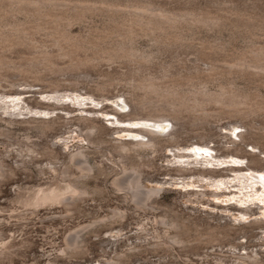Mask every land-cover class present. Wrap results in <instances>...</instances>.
<instances>
[{
    "label": "rangeland",
    "instance_id": "obj_1",
    "mask_svg": "<svg viewBox=\"0 0 264 264\" xmlns=\"http://www.w3.org/2000/svg\"><path fill=\"white\" fill-rule=\"evenodd\" d=\"M41 1H48L41 13H32L16 11L14 0H0V29L17 33L19 40L12 44L0 38V160L6 167L0 178V264H107L110 259L118 264H250L238 258L244 253L261 257L263 263L264 227L248 225L264 222V153L259 151H264V71L243 73L234 64L245 56L246 60L257 56L264 64V0ZM139 8L179 16L158 24L150 21L151 15L136 17L133 12ZM15 26L24 30L10 31ZM56 28L73 46L56 43ZM70 46L77 48L61 56ZM44 53L51 66L33 63ZM109 53L115 54L109 58ZM72 57L87 61L71 65ZM145 80L166 85L168 81L176 90L173 99L232 90L243 101L236 105L242 108L238 112L208 105L203 120H195L194 112L186 110L177 125L150 121L131 126L153 127L160 135L178 137L175 145L163 143L158 151H141L143 160L151 163L142 166L143 184L160 188L154 204L158 209L149 210L135 206L110 183L120 168L112 145L135 133L116 130L127 126L117 116L127 119L129 113L140 112L136 102L144 91L137 85ZM160 108L142 111L168 113ZM56 115L62 121L47 134L27 122L30 117L47 120ZM80 116L94 118L103 127L100 137L105 142L87 143L78 125ZM4 130L7 136L1 134ZM26 136L29 142L55 148L59 158L31 157L23 145ZM78 148H84L90 163L102 170L94 169L87 178L89 196L71 213L58 202L25 206L24 196L39 186H60L57 168ZM180 154L188 156L178 158ZM253 155L262 158V167L251 166ZM182 162L205 172L181 176L174 169ZM113 208L124 218L91 225ZM162 209L184 222L185 240L205 236L204 226H195L199 219L243 226L244 231L231 232L233 244L227 240L222 248L207 244L193 254L168 243L174 231L158 222ZM77 230L81 244L69 249L67 239ZM156 243L162 247L156 248Z\"/></svg>",
    "mask_w": 264,
    "mask_h": 264
},
{
    "label": "bare ground",
    "instance_id": "obj_2",
    "mask_svg": "<svg viewBox=\"0 0 264 264\" xmlns=\"http://www.w3.org/2000/svg\"><path fill=\"white\" fill-rule=\"evenodd\" d=\"M47 2L41 1V0H14V3L16 4L15 5L16 11H18V12L19 11H27V12H32V13H34V12L41 13V10L44 8V6L46 5ZM53 2H52V4H53ZM80 7H81V5H80ZM152 8L154 9V7H152ZM115 9H117V8H115ZM153 9H151V8H142V9L139 8V9L134 10L133 13L136 17H138L139 19H142V20H143V16L149 15V17H150V15H151V17H153L155 20L154 19H151V20L149 19V20L151 22L158 23V24L163 23V22H170L172 20H175L177 18V16H179V15L173 16L169 13L162 12V11L160 12V10L158 11L156 9L155 10H153ZM186 18H187V16H186ZM149 20H148V22L150 23ZM38 26H39V24H38ZM30 27H33V26H30ZM22 30H24V28H20L19 26H15L13 28L11 27V29H10V31H12V32L13 31L20 32ZM35 30H36V28H35ZM16 34L14 32L11 34L10 32H5V30L0 29V38L1 39L4 38L3 40L8 39L7 41L17 42L19 40H16V38H17ZM53 34H54V37L56 39V43L59 46H61V47L63 46V45H61L62 42L65 44H66V42H69V43L71 42L70 44H71V46H73L74 43L72 44V41H70V38L67 37L68 35L66 36V34H64V31L62 29H57V28L54 29ZM19 35H24V34L19 33ZM19 38H20V36H19ZM74 47H75V45H74ZM74 47H71V49L62 51L60 53L61 56H63V55L69 56L70 52H72L74 49L77 48V47L76 48H74ZM118 51H120V50H118ZM114 54L109 53L108 54L109 56L108 55L107 56L109 58H111L114 56ZM122 55H124V54H122ZM36 57H38V56H36ZM36 57L33 59V63L44 61L45 64H47V65L50 64L49 66H51L53 63L50 60V57L47 53H44L42 56L40 55V57H38V58H36ZM241 59H239V62L236 61V62H238L237 64L235 62H234L235 64L233 63L235 66L238 65L239 70L241 72H243V73L247 72V73L251 74V73L258 72V71H264V64L261 63L260 58H257V56L254 59H250V60H246V56H245V59L244 58H243V60H241ZM84 60L87 61V58ZM84 60L76 59V58L72 57V58H70L69 64L78 65L80 62L83 63ZM0 61H1V58H0ZM1 62H0V64H2ZM233 64H231V66ZM146 81L147 80H145V82L139 83V85H137L138 87H140L144 91L142 93V95L138 96L137 102H136V104L139 105L138 110H140V112H138V113L136 112L135 114L129 113L127 119L117 116V120L120 122H123L121 125H127V126L123 127V128H119V129H116L117 127H115L113 129H116L118 131H122V130L131 131V132H135V133L129 134V136L131 137L130 139H120L119 141H115V143L112 145L114 152H116V154L118 156L116 163H117V165L120 166V168L113 172V174L110 177V183L113 185V187L115 188L116 191L121 193V196H123L127 200L134 202L135 206H138L142 209H148L149 210V209H156L157 208L154 205L157 202L155 197H156V195L159 194L160 188H158V187L149 188L143 184V173H144V171L142 169V166L146 165L150 162L147 160L146 161L143 160L144 158H142L141 151H143L145 149H150L153 152L158 151L159 149H161L162 147L165 146L163 143H168V145H175L178 143V137H177V134L174 135L173 133H165L163 135H160V133H158L153 127H140L137 129H133V128H131V126L141 124V123H150V121L156 122V123L168 121L171 124L175 125L176 124L175 122H178L181 118H184L183 113L186 110L194 112L195 120H203L204 117L207 114H209L208 109H207L208 105H216L217 106V104H218L219 107L218 106L217 107L219 108V110L226 107V108H228V110H227L228 112H238V111H242V108L239 109L238 108L239 106L237 107L236 105L239 103H242L243 101H242V98H240V94L235 92V91H232V90H221V91H218L215 93H203V94L199 93L197 95H194L191 98L181 99L182 96H180L181 98L178 97V98L173 99L172 96L176 90H175V87L173 89L172 86H169L168 81H167V85H166V81H163V82H159V81L156 82L153 80H150L148 82H146ZM55 86H56V84H55ZM57 86H59V85H57ZM54 87L50 88L51 91H52V88H54ZM54 91H55V88H54ZM163 97L164 98L172 97V99L170 101L167 99L168 101L165 102L166 100H164V101L162 100V99H164ZM123 103H127L125 99H123ZM157 105H159V106L161 105L160 109L165 110L168 113H166V114H164V112L158 113L157 111H160L159 109H157V110L152 109L153 111L150 110L148 112L146 111L145 113H143V111H142L143 109H145L147 107L153 108V106L155 107ZM246 107H247V105H246ZM248 107H250V106L248 105ZM243 108H245V107H243ZM253 108H254V106H253ZM115 110L119 111L118 108H116ZM154 110H156L157 113L154 112ZM116 114H117V112H116ZM61 118L62 117H60L59 115H56L55 117L47 119V120H38V119L30 117L29 119H27V122L29 123L28 125L32 124L33 127L36 128L41 134H47L48 131L57 128L56 127L57 124H59L62 121ZM133 120H136V121H133ZM111 124H113V122H111ZM78 125L80 127L81 133L83 134V137L85 138L87 143L91 144V146L94 144L100 145L101 143L105 142V140L101 139V137H100V134L104 132V129L102 126L99 125V123L94 118H90L88 116H80L79 120H78ZM169 130H171V129H169ZM166 132H168V130H166ZM7 133L8 132H5V130L3 132H1V134H3L4 136H7L8 135ZM203 135L204 134H200V136H203ZM26 140H27L26 142H23V145H24L26 151L28 152V154L31 155V157L36 158V156L38 154H41L42 156H46L48 158H55V159L59 158L60 152L58 150H56L55 148H52L51 146H49L45 143L40 144V143H35L33 141L29 142V140H30L29 136H26ZM262 148L264 150V147H262ZM259 151L264 153V151H262V150H259ZM185 156H188V155L187 154H180V155H178V158H182ZM250 161L252 163L251 166L254 167V169L259 167V166L260 167L263 166L262 165L263 164L262 158H260L257 155H253L251 157ZM188 164H189V162H187L186 164L183 163V165H180L179 167L175 168L174 171L178 172V174L181 176L182 175L190 176V175H194V174L195 175L196 174H202L203 175V173L205 172V170H193L192 168L190 169L189 166L188 167L186 166ZM5 168H4L3 162L0 160V178L5 176V172H6ZM57 169H58L59 175L61 177L60 186L56 187V188L40 187L39 186L29 196L23 195L24 196L23 200H24L25 206H33L34 207V206L40 205V204L42 205V204L58 202L66 208L68 213H71L73 211V209L76 207L78 201H80V200L84 201L85 200L84 198H86L90 194L89 187L86 184V180L90 176V174L92 172H94V169H97V173H99V172L102 173V170L99 169L98 167H96V165L94 163H92V164L90 163V161L88 159V155H87L86 151L84 150V148H78L75 151H73L72 153H70L68 156V161L61 164ZM186 171H189V172L185 173ZM94 176H96V175H94ZM186 184H189V183H186ZM32 187H33V185H32ZM168 210L169 209H167V210L162 209V210H160L161 211L160 215L156 216V217H158L157 220L159 223L165 225V227L174 231V233L168 237V240H169L168 243L171 246L180 247L184 251H190L193 254H199L200 250L203 247L204 248L207 247L206 246L207 244L210 245V247L216 246V247H220V248L223 247V245L225 244L224 241H226V240L228 241L229 244H233L234 240L231 241L232 238L230 240L231 232L239 233L243 229V226L242 227L241 226L236 227V226L230 225L231 223L230 224L225 223L222 225H220L219 223H217V224L214 223L215 225H212L206 219H203V220L199 219L198 220L199 222H196L195 226H197V224H198V226L202 225L201 227L204 226L203 228L205 230V236L202 239L197 238V239H194L191 241L185 240L181 236V232L183 231L182 228H183L184 222H182V220L179 219L178 217H175V218L171 217ZM244 214H247V211L244 212ZM122 218H124V213L122 211H120L118 208H113L111 210V214L109 216L101 217V218H95L92 220L91 225L95 224V223L97 224L98 222H102V223L103 222H112V221L114 222V220L117 221V219L119 221V219H122ZM196 221H197V219H196ZM103 224H105V223H103ZM246 225H248V224H246ZM248 226L251 228L264 227V222H262V221L254 222V223H250ZM81 228H83V227H81ZM80 231L81 230H77L69 238L67 237L68 239H67V245L66 246L69 249L70 248L74 249V248H77L80 246V244H81V240L79 239V237L81 238V236H79ZM242 231H244V229ZM154 246L156 248L162 247L160 243H156V244H154ZM234 246H235V244H234ZM168 248H169V246H168ZM9 249H11V248H9ZM9 249H8V252H9ZM215 251H217V248L215 249ZM238 258L242 259V260H246V263L248 262L250 264H263L264 263V262L262 263L261 257H260L261 258L260 259V258H257L256 256L248 254V253L239 254ZM116 261H118V260H116ZM116 261H115V259H110L107 261V264L121 263V262H116Z\"/></svg>",
    "mask_w": 264,
    "mask_h": 264
}]
</instances>
